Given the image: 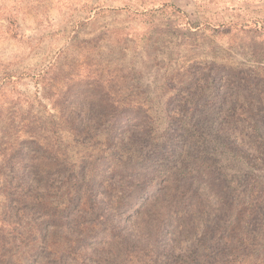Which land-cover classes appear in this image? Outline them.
I'll return each instance as SVG.
<instances>
[{"label": "rangeland", "instance_id": "1", "mask_svg": "<svg viewBox=\"0 0 264 264\" xmlns=\"http://www.w3.org/2000/svg\"><path fill=\"white\" fill-rule=\"evenodd\" d=\"M0 264H264V0H0Z\"/></svg>", "mask_w": 264, "mask_h": 264}]
</instances>
